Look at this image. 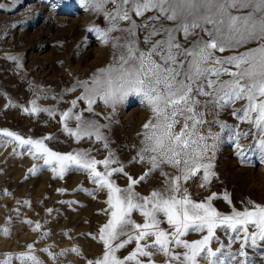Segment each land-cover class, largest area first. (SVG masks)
Returning <instances> with one entry per match:
<instances>
[{
	"label": "snow or ice",
	"instance_id": "6c2138e0",
	"mask_svg": "<svg viewBox=\"0 0 264 264\" xmlns=\"http://www.w3.org/2000/svg\"><path fill=\"white\" fill-rule=\"evenodd\" d=\"M81 3L103 16L104 27L92 25L87 31L95 32L101 43L111 47L112 60L97 69L90 80L77 81L76 86L68 89L75 92L79 87L83 91L61 114L64 131L77 141L95 137L109 149L108 138L102 131L108 125L73 109L78 101H83L87 105L84 111L100 116L93 108L97 100L114 112L126 97L136 95L149 116L137 133L140 143L133 160L145 165L147 171L133 178L110 149L103 160H97L89 151H53L45 143L51 137L26 139L6 129L0 130V137L26 147L34 159L42 160V166L55 175L63 177L72 169L83 170L100 191H106L108 207L103 211L108 219L92 236L102 245V252L87 264H155L153 258L157 254L167 257L166 264H252L246 248L264 247V206L249 200L242 210L232 206L226 214L213 206V200L219 198L217 194L198 202L185 185L198 178L199 187L206 188L217 176L214 161L222 134L235 142L236 154L242 161L247 150L259 149L264 162V0ZM253 41L257 46L245 47ZM8 59L19 66L17 56ZM238 101L244 103L233 107ZM30 103L31 108L23 109L25 113L54 115L52 110L41 108L36 99ZM8 106L17 105L10 101ZM229 107H233L232 116L239 123L228 124L219 119L220 113ZM70 119L76 121L75 129L68 127ZM240 123L249 127L241 129ZM217 125L219 130L214 131ZM249 136L254 143L242 146L241 139ZM99 166H103V171ZM166 168L172 171H165ZM39 170L40 166L33 165L29 172L35 175ZM157 171L164 178L161 187L147 195L135 190L137 184ZM116 173L127 176V187L121 188L112 179ZM223 199L232 204L227 194ZM134 212L140 214L142 222L133 219ZM164 224L167 227H162ZM40 228L41 224L36 222L32 230ZM217 229L229 235L228 251H224L223 243L213 248V240L218 241ZM3 231L8 235L7 228ZM192 232L201 233V238L186 239ZM237 240L240 247L233 252L231 244ZM129 245L132 248L128 254L121 255V250ZM27 249L15 256L20 264H43L34 254L32 244ZM66 251L79 255L75 247ZM12 259L13 254L7 253L0 264H11Z\"/></svg>",
	"mask_w": 264,
	"mask_h": 264
},
{
	"label": "rangeland",
	"instance_id": "374dc122",
	"mask_svg": "<svg viewBox=\"0 0 264 264\" xmlns=\"http://www.w3.org/2000/svg\"><path fill=\"white\" fill-rule=\"evenodd\" d=\"M0 4L5 6L0 8V130L15 132L26 139L51 137L45 139V143L53 151H89L97 160H103L110 149L125 172L139 178L147 167L133 160L140 143L137 133L149 116L140 97L129 95L114 112L97 100L93 108L100 116L84 111L87 105L83 101H78L73 109L108 125L102 131L108 138L109 149L95 137L77 141L64 131L60 119L71 107V100L83 91L79 87L75 92L68 89L76 86L77 81L90 80L97 69L106 67L112 60L111 47L101 43L95 32L87 31L92 25L104 27L103 16L85 7L81 0H15V3L0 0ZM255 46L257 42L253 41L245 47ZM9 56H17L19 66L8 59ZM33 99L41 108L52 110L54 115L25 113L23 109L31 108ZM10 101L17 106H8ZM243 103L238 101L233 107L239 108ZM233 107L222 111L219 119L228 124L239 123L232 116ZM67 124L75 129L76 121L70 119ZM248 127L240 123L241 129ZM213 130L218 131L219 126ZM222 136L214 161L217 176L206 188L199 187L198 178L188 181L185 186L191 197L199 202L215 193L219 198L213 200V206L226 214L232 206L242 210L249 200L264 206V162L259 149L247 150L246 159L242 161L236 154L235 142L228 140L226 134ZM240 143L247 147L254 142L249 136ZM33 165L40 166L35 175L29 172ZM42 165V160L34 159L26 147L0 137V260L12 253L11 264H20L16 254L27 252V245L32 244L34 254L43 264H87L102 252V245L92 236L98 234L108 219L103 211L108 207L106 191H100L83 170L72 169L60 177ZM99 170L103 171V166H99ZM112 179L121 188L128 185L127 176L121 173L114 174ZM163 179L159 171L153 172L137 184L135 190L147 195L161 187ZM225 194L230 197L231 205L223 199ZM133 219L143 220L138 212L133 213ZM28 220L33 223L28 224ZM36 222L41 224L39 231L32 230ZM5 228L9 230L8 235L4 234ZM201 235L192 232L185 238L195 240ZM216 236L218 241L213 240V248L223 243L226 245L224 251H228L229 235L217 229ZM74 247L79 249V255L66 251ZM239 247L240 241H234L231 251ZM45 248L53 255L42 251ZM131 248L129 245L120 254L127 255ZM246 251L252 264H264V247H248ZM153 259L155 264L167 261L161 254Z\"/></svg>",
	"mask_w": 264,
	"mask_h": 264
}]
</instances>
